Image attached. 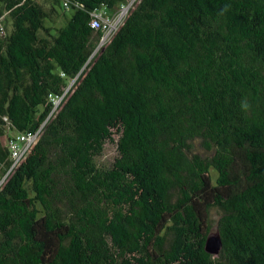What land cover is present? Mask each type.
<instances>
[{
  "label": "trees",
  "instance_id": "obj_1",
  "mask_svg": "<svg viewBox=\"0 0 264 264\" xmlns=\"http://www.w3.org/2000/svg\"><path fill=\"white\" fill-rule=\"evenodd\" d=\"M68 1L0 0V264H264V0Z\"/></svg>",
  "mask_w": 264,
  "mask_h": 264
},
{
  "label": "built area",
  "instance_id": "obj_2",
  "mask_svg": "<svg viewBox=\"0 0 264 264\" xmlns=\"http://www.w3.org/2000/svg\"><path fill=\"white\" fill-rule=\"evenodd\" d=\"M73 3L68 0H63V5L66 9H69ZM131 4L122 5L117 13H112L107 8L95 9L92 12L91 26L95 30H100L103 33L100 44H105L118 29L120 23L124 20L129 12ZM55 105L58 107L63 99L58 96H49ZM10 130V127H8ZM11 131V130H10ZM37 135L31 132L20 133L14 132L12 135L9 134L7 139V145L11 152V159L14 161L13 167L19 161L21 156L26 152L28 147L36 140ZM4 178H0V186Z\"/></svg>",
  "mask_w": 264,
  "mask_h": 264
},
{
  "label": "rangeland",
  "instance_id": "obj_3",
  "mask_svg": "<svg viewBox=\"0 0 264 264\" xmlns=\"http://www.w3.org/2000/svg\"><path fill=\"white\" fill-rule=\"evenodd\" d=\"M35 1L39 3L40 5H42L47 12L50 11L51 18H49L46 21V26L49 27L52 33L54 34H57V30L63 27L66 24L68 17L70 18L74 13V11L71 8L66 10L65 12L64 9L61 7V5L57 4L55 0H35ZM52 8H54L55 11H51ZM0 23L5 26L6 31L11 30L12 24L7 14H4L0 18ZM9 133L10 135H12L14 131L11 130ZM7 139H8V136L3 138L4 145L7 144ZM199 150L201 153H203L201 148H199ZM117 156H118L117 143L108 142L105 146L103 154L97 157L96 162L100 167L109 168L111 167V165L113 164ZM212 173L214 174V172ZM210 218H211V225H212L211 235L217 234L218 233L217 221L219 218L218 212L216 210H213L211 212Z\"/></svg>",
  "mask_w": 264,
  "mask_h": 264
},
{
  "label": "water",
  "instance_id": "obj_4",
  "mask_svg": "<svg viewBox=\"0 0 264 264\" xmlns=\"http://www.w3.org/2000/svg\"><path fill=\"white\" fill-rule=\"evenodd\" d=\"M222 248V239L219 233L210 235L206 241V251L212 255H218Z\"/></svg>",
  "mask_w": 264,
  "mask_h": 264
},
{
  "label": "clouds",
  "instance_id": "obj_5",
  "mask_svg": "<svg viewBox=\"0 0 264 264\" xmlns=\"http://www.w3.org/2000/svg\"><path fill=\"white\" fill-rule=\"evenodd\" d=\"M226 10V9H225ZM243 108L247 109L249 107V105L247 104V102L245 101L242 105Z\"/></svg>",
  "mask_w": 264,
  "mask_h": 264
}]
</instances>
